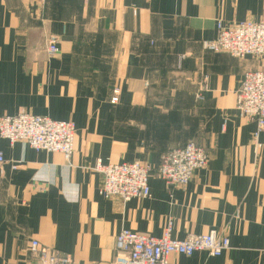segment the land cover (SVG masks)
I'll return each mask as SVG.
<instances>
[{"label": "crops", "instance_id": "obj_1", "mask_svg": "<svg viewBox=\"0 0 264 264\" xmlns=\"http://www.w3.org/2000/svg\"><path fill=\"white\" fill-rule=\"evenodd\" d=\"M219 22L264 24V0H0V119L27 112L76 127L70 160L0 137V264H39L34 241L73 264H114L123 230L161 238L168 223L174 239L230 240L220 257L171 264H264V131L255 140L257 122L236 109L264 59L205 50ZM189 142L209 164L170 189L155 171ZM137 161L151 168V197L105 199L97 165Z\"/></svg>", "mask_w": 264, "mask_h": 264}, {"label": "built area", "instance_id": "obj_2", "mask_svg": "<svg viewBox=\"0 0 264 264\" xmlns=\"http://www.w3.org/2000/svg\"><path fill=\"white\" fill-rule=\"evenodd\" d=\"M217 32L216 39L204 42L205 50L214 54H227L239 60L264 59V24L225 26L219 22ZM58 44V37L49 38V56L59 54ZM119 93V90H115L111 100L113 105L118 104ZM201 97V93L198 94V99ZM236 109L241 116L257 122L255 139H258L264 131V72H248L244 75L237 94ZM0 137L11 145L23 143L36 152L59 153L70 160L75 152L76 127L72 122H59L21 112L17 116L0 119ZM209 161V154L204 148L189 142L184 147L164 154L155 175L170 189L185 187L196 172L207 168ZM5 164L6 160L0 151V171ZM18 168V164L12 166L13 170ZM95 171L104 178L100 194L105 199L120 197L127 202L134 198L151 197L149 179L152 171L140 161L107 166L100 163ZM172 232V223L167 224L161 238L123 230L116 239L114 264H171V256L191 257L196 252H206L211 257H220L230 250L229 238L218 236L216 232L192 234L184 240L174 239ZM30 248L39 264H73L70 255L41 248L37 241L32 242Z\"/></svg>", "mask_w": 264, "mask_h": 264}, {"label": "rangeland", "instance_id": "obj_3", "mask_svg": "<svg viewBox=\"0 0 264 264\" xmlns=\"http://www.w3.org/2000/svg\"><path fill=\"white\" fill-rule=\"evenodd\" d=\"M252 121H254V120H252ZM255 137V136H254ZM255 140H258V139H255ZM195 143V142H194ZM196 144V143H195ZM258 146H260V145H258ZM179 148H181V147H179ZM208 153V152H207Z\"/></svg>", "mask_w": 264, "mask_h": 264}]
</instances>
